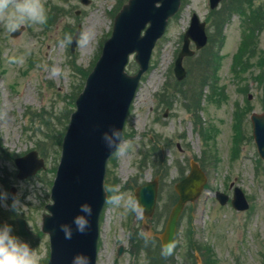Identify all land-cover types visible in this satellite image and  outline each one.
I'll use <instances>...</instances> for the list:
<instances>
[{
    "label": "rangeland",
    "instance_id": "rangeland-1",
    "mask_svg": "<svg viewBox=\"0 0 264 264\" xmlns=\"http://www.w3.org/2000/svg\"><path fill=\"white\" fill-rule=\"evenodd\" d=\"M39 2L45 9L46 23L28 21L18 36H12L0 18V191L8 193L7 200L0 202L8 208L13 199L19 200L17 207L12 208L14 218L25 217L37 235L33 239L15 237H19L18 243L35 252L39 264H46L49 236L39 234V230L45 205L51 201L55 177L52 168L57 167L61 153V145L54 138L67 129L74 108L73 96L84 86V71L94 66L111 34L118 0H91L89 4L81 0ZM259 3L262 1L257 0L255 5ZM79 9L81 13L77 15ZM193 12L206 19L211 12L209 0H184L179 13L169 22L165 35L152 52L150 67L141 79L127 116L122 144L131 142V146L124 154L118 151L108 165L106 180L114 185L115 196H120L121 202L106 203L97 264H150L149 248L156 250L160 258L164 257L161 242L155 237L164 230L177 201L174 185L181 178L179 167L187 174L192 159L198 160L206 172L209 189L232 196L230 184L234 181L245 191L250 207L240 211L231 203L220 204L209 192L202 193L186 206L179 220L172 261L206 263L200 249L194 253L186 251L184 233L192 226L196 242L211 247L213 254L209 255L217 264H264V160L258 152L250 120L252 111H264V85L257 79L264 71L258 64L260 57H264V28L250 48L252 53L249 50L243 59L244 70L235 75L232 66L244 24L239 13L233 14L224 28L217 73L205 86H197V90L202 88V93L196 99L192 92L200 84L199 60L209 52L205 54L201 50L186 59L188 75L184 80H177L173 71ZM78 24L82 25L81 35L72 52L70 41ZM75 64L83 70L76 69ZM137 67L132 55L130 71H136ZM192 98L198 112L186 106ZM208 126L215 135L207 141L201 129ZM34 148L41 155V150H46L42 156L47 160V168L33 177L19 179L14 158L3 154L2 149L15 157ZM161 161L170 165L168 171L163 169L160 173ZM156 176L161 182L158 208L155 217L144 223L124 207V201L131 198L137 202L135 188ZM12 186L17 188L15 198L10 195ZM0 222L4 224L0 231L5 226L11 227V234L17 229L7 216ZM136 230L152 241L145 251L136 249L132 239ZM121 244L124 253L119 256L117 250Z\"/></svg>",
    "mask_w": 264,
    "mask_h": 264
},
{
    "label": "water",
    "instance_id": "water-1",
    "mask_svg": "<svg viewBox=\"0 0 264 264\" xmlns=\"http://www.w3.org/2000/svg\"><path fill=\"white\" fill-rule=\"evenodd\" d=\"M220 0H212L215 7ZM158 3H161L160 6ZM180 0H129L117 14L113 35L103 49L94 70L90 73L84 91L77 99V110L73 112L71 123L63 142L61 162L52 188L54 203L47 205L50 214H44L43 230L50 233L51 258L49 264H96L97 242L99 236V218L107 199L104 187L106 166L109 157L119 148L128 110L135 96L139 80L149 66L153 47L165 31L168 18L176 12ZM147 23L150 26L142 35ZM205 24L193 17L188 35L192 36L198 47L207 42ZM20 31H16L15 34ZM74 38V41L76 40ZM185 47L177 60V73L180 78L185 75L182 59L193 51L185 39ZM75 43H73V46ZM136 52L140 69L135 75L126 71V64L131 53ZM252 97V95H250ZM253 133L258 150L264 159V112L251 115ZM120 131L119 137L113 130ZM108 133L114 141L111 150L107 147L104 134ZM20 177H26L43 167L44 160L38 158L37 151L18 158ZM206 175L195 161L188 176L176 184L179 201L174 206L161 235L164 249L174 241L178 219L188 201L195 200L206 183ZM14 190V189H13ZM139 206L144 217H152L158 196V180L141 185L136 190ZM222 204L229 196L221 191L215 193ZM91 204L93 215L90 227L85 234L75 231L73 218L87 213L81 211L80 205ZM233 205L239 210L249 207L244 191L236 187ZM61 225H67L72 231L71 239L64 238ZM19 233L32 236L24 219H19ZM123 246L119 248V253ZM79 256V259H76Z\"/></svg>",
    "mask_w": 264,
    "mask_h": 264
},
{
    "label": "clouds",
    "instance_id": "clouds-1",
    "mask_svg": "<svg viewBox=\"0 0 264 264\" xmlns=\"http://www.w3.org/2000/svg\"><path fill=\"white\" fill-rule=\"evenodd\" d=\"M0 18L5 21L6 27L9 31H15L21 25L26 24L28 21H33L38 24H44L47 21V16L43 5L39 0H0ZM70 39V38H69ZM113 134L117 137L121 135L120 131L113 130ZM104 140L107 142L109 150L113 147L114 141L108 133L104 134ZM131 146V142H125L119 146V153L124 154L127 148ZM110 189H106L109 191ZM8 193L6 191H0V199L7 200ZM121 202L120 196H111L107 198V203L119 205ZM19 203L18 199H13L11 207L15 209ZM3 206V205H0ZM124 207L137 214L139 219H143L145 209L139 206L137 202L131 198L124 201ZM81 211L87 213V217L84 215H76L73 218V223L76 228L75 231L81 234H85L90 227V217L93 215V208L89 203H83L80 205ZM61 230L64 232L65 239L72 238V231L67 225H61ZM11 227L5 226L0 231V264H39V258L35 252H30L26 245L18 243L19 237L11 235ZM145 236L144 233H141ZM148 243V237L145 236V244ZM176 247V242H170L167 245L166 250L162 252L164 255H171ZM79 259V256L76 258Z\"/></svg>",
    "mask_w": 264,
    "mask_h": 264
},
{
    "label": "trees",
    "instance_id": "trees-1",
    "mask_svg": "<svg viewBox=\"0 0 264 264\" xmlns=\"http://www.w3.org/2000/svg\"><path fill=\"white\" fill-rule=\"evenodd\" d=\"M255 0H231L228 2L227 6L223 8L222 11H219L218 14L215 17V22L214 24H218L217 32L221 33V27H223L224 23L230 18V16L235 12H240L242 15H246L248 13V9L251 11V14H248V22L251 24L250 26L246 25V28L244 29V36L242 39V46L240 48L239 53L236 55L235 62H234V71L236 72V75H239L240 72L244 70V61L243 59L246 58L247 52L251 54V46L256 43L257 37H256V30H260L264 27V3L259 4L257 6H254ZM247 6V7H246ZM211 42L212 44H217V50L212 51L211 56H209L206 59L205 65L209 66L212 68V72L218 67V64L220 62V55L218 52V49H221V44L218 45V42L216 41L215 37H211ZM255 46L252 48L254 49ZM250 58V56H249ZM245 60H248L245 59ZM259 67L264 69V57H260L259 59ZM239 66L242 67V70L239 68ZM210 75L207 74L204 75V78H207V76H212V73H209ZM257 79L264 85V71L258 75ZM205 82V81H204ZM247 112L244 111V114ZM241 114V113H238ZM243 116V115H242ZM110 193H112L111 190H109ZM187 239L188 241L192 244V236L193 232L192 229L190 228L187 232ZM145 237L138 236L137 241L138 245L140 246L141 249H146V245L149 244L150 242L148 241L147 244H145ZM194 247V243H193ZM162 260L158 259L157 264H167L166 259L167 258H161ZM169 259V258H168ZM173 264V263H171ZM207 264H212L211 262H207Z\"/></svg>",
    "mask_w": 264,
    "mask_h": 264
}]
</instances>
